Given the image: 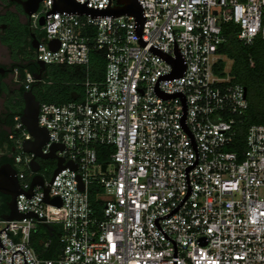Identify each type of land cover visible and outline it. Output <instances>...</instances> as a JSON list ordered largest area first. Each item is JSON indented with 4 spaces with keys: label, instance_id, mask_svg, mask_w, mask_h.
Here are the masks:
<instances>
[{
    "label": "built area",
    "instance_id": "obj_1",
    "mask_svg": "<svg viewBox=\"0 0 264 264\" xmlns=\"http://www.w3.org/2000/svg\"><path fill=\"white\" fill-rule=\"evenodd\" d=\"M139 1L141 33L133 16L56 12L47 20L52 0L30 17L31 29L45 32L37 60L89 68L96 47L107 52V66L103 81L86 78L78 100L40 105L39 124L50 131L43 153L64 143L57 156L64 165L78 164L59 172L53 184L59 160L34 172L35 155L23 146L34 138L22 116L15 117L9 139L20 187L28 192L39 175L50 186L49 198L61 196L63 204L42 200V185L31 199L18 195L19 212L46 219L1 218L0 231L9 228L0 233V264H12L19 249L28 264H264V124L249 127L243 153L233 150L248 93L228 68L226 75L215 71L225 59L219 54L225 24L238 25L246 45L264 40V0ZM108 4L89 0L88 7ZM55 38L61 45L53 51ZM179 57L186 70L174 77L169 58ZM38 81L43 77L27 74L22 83L29 91ZM100 146L111 147L106 163L99 161ZM38 223L61 227L53 260L41 259L31 245ZM22 252L13 264H24Z\"/></svg>",
    "mask_w": 264,
    "mask_h": 264
},
{
    "label": "trees",
    "instance_id": "obj_2",
    "mask_svg": "<svg viewBox=\"0 0 264 264\" xmlns=\"http://www.w3.org/2000/svg\"><path fill=\"white\" fill-rule=\"evenodd\" d=\"M13 29V30H12ZM14 33V42L4 41L12 49H17L22 44L28 43L30 33L33 31L30 26L18 23L11 28ZM226 42L220 46L219 54L225 57L218 62L216 66V74L226 75V68L228 60L232 61L229 74L233 82L243 85L248 90L249 109L244 118V124L240 128V135L233 145L234 151L243 153L245 151V141L247 131L250 126L254 124H264V40L259 37L253 45H246L238 39L240 28L234 23L225 24L223 27ZM19 52H17V55ZM34 55V54H33ZM36 55H34L35 57ZM107 66V52L99 48H92L90 52L89 68L85 66H69V65H47V71L43 74L42 83H35L32 85L34 94L41 100L42 103L51 104H66L73 102L72 94L77 92L83 96L84 87L83 82L86 78L92 81H103ZM51 68L50 74L48 69ZM19 81H25L27 74L39 73L40 70L35 66L31 57L25 55L20 67ZM52 75V76H51ZM51 78L46 81L45 78ZM43 86H48L45 90ZM23 93L27 91L23 85ZM22 95V93H21ZM24 107L18 109L13 115L12 120L8 124L6 132V142L9 143L10 133L15 132V117L22 116ZM11 149V147H9ZM99 161L106 163L108 161V154L111 153V147L100 146ZM14 160V159H13ZM43 163V162H42ZM45 165L43 164V167ZM47 166V165H46ZM95 198V191L92 190V199ZM10 197L2 196L0 198V219L9 212L8 202ZM95 208L100 211L101 205L94 203ZM54 231L51 233L43 223H38L32 235L31 245L43 260H53L57 258L58 250L60 248V236L62 233L61 227L53 225ZM47 242L50 245L47 246Z\"/></svg>",
    "mask_w": 264,
    "mask_h": 264
},
{
    "label": "water",
    "instance_id": "obj_3",
    "mask_svg": "<svg viewBox=\"0 0 264 264\" xmlns=\"http://www.w3.org/2000/svg\"><path fill=\"white\" fill-rule=\"evenodd\" d=\"M43 0H28L23 2L25 6V14L30 18L33 14L37 13L40 4ZM115 5L110 6L111 0H109V4L107 7H88L89 0L87 1H77V0H52V9L47 13V20L53 17V14L56 12H61L64 14H78V15H91L92 18L99 17H122V16H133L136 18L139 26V32H142L143 25L145 23V19L143 16V6L141 5L139 0H114ZM46 22V18L42 16L40 18V26H44ZM34 39L33 47L35 49L38 48V56H39V41L36 39L35 35H32ZM61 45V41L57 38L52 39L49 42V49L55 51L59 49ZM174 67V77L182 76L184 71L186 70V66L183 60L179 57L177 60L169 58ZM39 65L42 70L47 66L45 61L38 60ZM42 70L39 73H36L34 77L37 80L42 79ZM40 81H38L39 83ZM248 93V90L246 88ZM72 98L74 100H78L80 98V94L75 92L72 94ZM23 99L25 101V107L22 113L21 122L27 128L29 133L33 136V140H25L24 141V151L29 154H34L35 156L31 160L32 170L34 172H38L40 169V164L36 160L37 158H41L44 160L47 159H58V168L55 170L54 177L50 181L53 184L56 175L64 170L66 167H69L71 170H76L78 168V164L74 163V160H70L67 164L64 165L65 158L58 157L57 151L64 150L66 145L64 143H56L54 142L50 147V153H43L44 145L49 141L50 131L46 127H41L39 124V109L40 103L36 100V95L33 90L25 91L23 94ZM54 130V128H53ZM35 158V159H34ZM106 165H104V169ZM75 178L78 181L77 188L79 190L85 189V184L82 181V178L79 174H76ZM37 185H42L44 187V179L37 175L33 178L31 188L28 192H24L20 187V182L16 175V172L13 170L11 165H4L0 167V193L8 195L10 200L8 202L9 212L2 216V219L12 221V220H22L25 218L38 217V214L33 211H28L27 213H21L18 209L17 197L20 194H25L28 199H31L34 194V188ZM50 191V186L47 188L44 187V197L42 200H45L48 204L55 205L60 207L63 204V199L61 196H56L53 199H50L48 196V192ZM41 200V201H42ZM46 219V217L39 218V220ZM48 230L53 233L54 227L50 224L45 225ZM9 228V225L4 230ZM0 247L3 249L5 246L3 245L0 238ZM22 252L20 249L15 251ZM23 253V252H22ZM14 254L12 255V264ZM24 255V264H28L25 254ZM2 261V259H0Z\"/></svg>",
    "mask_w": 264,
    "mask_h": 264
},
{
    "label": "flooded vegetation",
    "instance_id": "obj_4",
    "mask_svg": "<svg viewBox=\"0 0 264 264\" xmlns=\"http://www.w3.org/2000/svg\"><path fill=\"white\" fill-rule=\"evenodd\" d=\"M28 0H0V41L5 51L3 56H0V99L1 111H0V167L4 165H11L13 170L18 173V168L14 164V156L17 149L14 147L13 142L10 140L9 143L6 142L5 136L8 130V124L12 120V115L22 107H25V101L23 99V83L19 81L20 79V67L22 65V60L25 55L32 58L35 66L41 71L42 68L39 65V61L33 47L34 39L32 35L34 34L36 39L40 42L45 37V32L43 30H33L30 33V38L28 43L22 44L17 52L16 49H12L8 45L2 42V35H5L8 30L14 28L17 23H23L24 25L30 26V18L25 14V6L23 2ZM41 5V4H40ZM8 20L7 23L1 22L2 18ZM31 28V27H30ZM34 54V55H33ZM47 71V66L42 70V75ZM30 90L34 91L31 87ZM22 93V95H21ZM36 100L42 104L41 100L36 96ZM11 147V149L9 148ZM44 161V160H43ZM40 161V168L42 170L43 162ZM2 196H8L0 193V198ZM9 197V196H8Z\"/></svg>",
    "mask_w": 264,
    "mask_h": 264
},
{
    "label": "rangeland",
    "instance_id": "obj_5",
    "mask_svg": "<svg viewBox=\"0 0 264 264\" xmlns=\"http://www.w3.org/2000/svg\"><path fill=\"white\" fill-rule=\"evenodd\" d=\"M1 22H3V23H7L8 20L4 17V18L1 19ZM17 24H18V23H17ZM22 24H23V23H22ZM14 27H15V25H14ZM12 30H13V29H12ZM12 30H8L7 33H6L5 35H2V38H4V39H3L4 41H7L6 39H8L9 41L14 42L15 39H14V33H13ZM5 50H6L5 47L2 46L1 41H0V56H1V57L3 56V53H4ZM231 65H232V61L228 60L227 68H228L229 70H230V68H231ZM48 71H49L50 74L52 73L51 68H49ZM51 76H52V75H51ZM51 79H52V77H51V78H50V77H49V78H45L46 81H50ZM43 88H44L45 90L49 89L48 86H43ZM1 103H2V99H0V111H1ZM54 163H55V161L50 160V159H47V160H44V161H43V164H44L45 166H46V165H51L50 167H54V166H53ZM50 178H51V174L48 175V179H50Z\"/></svg>",
    "mask_w": 264,
    "mask_h": 264
}]
</instances>
